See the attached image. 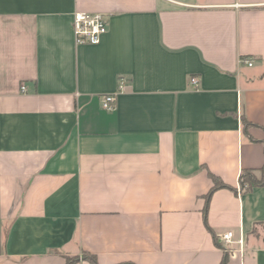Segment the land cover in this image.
<instances>
[{"label":"crops","instance_id":"0c3cea01","mask_svg":"<svg viewBox=\"0 0 264 264\" xmlns=\"http://www.w3.org/2000/svg\"><path fill=\"white\" fill-rule=\"evenodd\" d=\"M263 169L264 0H0V264H264Z\"/></svg>","mask_w":264,"mask_h":264},{"label":"built area","instance_id":"2783aa9c","mask_svg":"<svg viewBox=\"0 0 264 264\" xmlns=\"http://www.w3.org/2000/svg\"><path fill=\"white\" fill-rule=\"evenodd\" d=\"M73 31L75 35V41L77 44H98L101 37L107 32L108 24L104 14L98 12H86L76 11L73 14ZM248 65H251L250 61H247ZM190 83L193 86L197 84V78L191 77ZM21 90L25 89L24 85H21ZM123 88V82L120 81L117 92L108 93L102 96L101 106L105 110H113L115 107V101L118 92ZM220 240L224 245L229 246L232 243L242 244V239L234 240L232 231H226L221 234ZM228 248V247H227Z\"/></svg>","mask_w":264,"mask_h":264},{"label":"trees","instance_id":"16d2710c","mask_svg":"<svg viewBox=\"0 0 264 264\" xmlns=\"http://www.w3.org/2000/svg\"><path fill=\"white\" fill-rule=\"evenodd\" d=\"M241 120L245 126L250 125V123L247 121V119L244 116H242ZM209 176L211 177L213 181V187L211 188V191L209 192V194L212 193L214 189H217L220 187H228V185H226L220 178L216 177L212 173H209ZM262 182H263V178L257 177L256 175L250 172H244L241 176V187L244 190H249L253 186L260 184ZM213 238H214L216 245L223 248L222 243L218 240V238L215 235ZM84 256L87 260L90 261L91 264H98L96 257L93 254L89 253V254H85ZM227 256H228L227 251H225L221 264H226L227 259H228ZM73 262H75V258H67L66 264H73ZM123 264H134V263H123Z\"/></svg>","mask_w":264,"mask_h":264},{"label":"rangeland","instance_id":"374dc122","mask_svg":"<svg viewBox=\"0 0 264 264\" xmlns=\"http://www.w3.org/2000/svg\"><path fill=\"white\" fill-rule=\"evenodd\" d=\"M260 178H263L264 179V177H260Z\"/></svg>","mask_w":264,"mask_h":264}]
</instances>
